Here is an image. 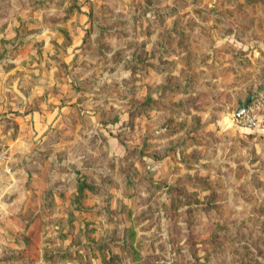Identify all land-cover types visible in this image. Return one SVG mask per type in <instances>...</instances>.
I'll list each match as a JSON object with an SVG mask.
<instances>
[{
	"label": "rangeland",
	"instance_id": "obj_1",
	"mask_svg": "<svg viewBox=\"0 0 264 264\" xmlns=\"http://www.w3.org/2000/svg\"><path fill=\"white\" fill-rule=\"evenodd\" d=\"M6 27L58 76L80 34L81 102L127 119L50 135L70 160L1 199L0 264H264V130L234 116L264 93V0H0Z\"/></svg>",
	"mask_w": 264,
	"mask_h": 264
},
{
	"label": "crops",
	"instance_id": "obj_2",
	"mask_svg": "<svg viewBox=\"0 0 264 264\" xmlns=\"http://www.w3.org/2000/svg\"><path fill=\"white\" fill-rule=\"evenodd\" d=\"M8 27L0 30V147L9 156L7 162L0 163L1 217L5 213L1 200L5 195H30L49 180L51 166L67 164L70 160L59 157L58 153L66 147L71 149V145L56 139L49 147L50 135L69 136L77 127H82L90 135L105 136L106 129L113 132V127L127 119L123 112L110 121L101 106L88 99L81 102L83 76L75 74V65L69 61L80 34L74 35L72 45L61 52L62 66L59 68L63 72L58 76V66L44 62L52 53L48 48L42 47L37 55H31L33 51L26 52L25 46L14 50L18 41H26L25 31L8 30ZM42 33L48 37L50 32ZM53 38L59 43L58 36ZM13 39H18L15 44H12ZM113 147L118 155L121 144L117 142ZM46 150L52 157H45ZM33 159L40 161L37 171H34ZM29 179L31 184L27 183ZM23 183L27 185L24 187Z\"/></svg>",
	"mask_w": 264,
	"mask_h": 264
},
{
	"label": "built area",
	"instance_id": "obj_3",
	"mask_svg": "<svg viewBox=\"0 0 264 264\" xmlns=\"http://www.w3.org/2000/svg\"><path fill=\"white\" fill-rule=\"evenodd\" d=\"M264 93L251 100L246 110L237 119L240 127L249 130H264ZM9 156L5 149L0 147V163L7 162Z\"/></svg>",
	"mask_w": 264,
	"mask_h": 264
},
{
	"label": "water",
	"instance_id": "obj_4",
	"mask_svg": "<svg viewBox=\"0 0 264 264\" xmlns=\"http://www.w3.org/2000/svg\"><path fill=\"white\" fill-rule=\"evenodd\" d=\"M252 98H253V96L250 95V96H248V98L244 102H241L239 104L238 109L234 112V116L236 119H238L240 117V115L246 110V108L249 105V103L251 102Z\"/></svg>",
	"mask_w": 264,
	"mask_h": 264
},
{
	"label": "trees",
	"instance_id": "obj_5",
	"mask_svg": "<svg viewBox=\"0 0 264 264\" xmlns=\"http://www.w3.org/2000/svg\"><path fill=\"white\" fill-rule=\"evenodd\" d=\"M186 80H185V82L183 83V86H184V88L185 87H187L189 84V82L187 81L188 80V78H185ZM185 91V90H184ZM253 96V95H252ZM179 130V128H177L176 129V131H178ZM81 183H82V187H85V188H87V187H91L90 185H88V183L86 182V180H82L81 181ZM80 189V188H79ZM214 204H213V202L210 200V198L209 199H207V200H205L204 201V203L201 205L202 207H212Z\"/></svg>",
	"mask_w": 264,
	"mask_h": 264
}]
</instances>
